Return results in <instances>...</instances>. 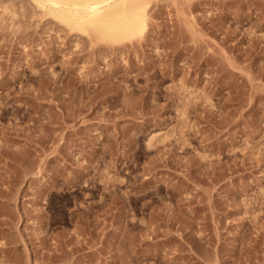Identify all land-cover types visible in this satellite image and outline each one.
Masks as SVG:
<instances>
[{
  "label": "rangeland",
  "instance_id": "obj_1",
  "mask_svg": "<svg viewBox=\"0 0 264 264\" xmlns=\"http://www.w3.org/2000/svg\"><path fill=\"white\" fill-rule=\"evenodd\" d=\"M149 2L100 51L0 0V264H264V0Z\"/></svg>",
  "mask_w": 264,
  "mask_h": 264
},
{
  "label": "bare ground",
  "instance_id": "obj_2",
  "mask_svg": "<svg viewBox=\"0 0 264 264\" xmlns=\"http://www.w3.org/2000/svg\"><path fill=\"white\" fill-rule=\"evenodd\" d=\"M29 2L49 19L65 27L69 32H75L71 34L91 37V41L99 44L100 51L104 48L100 43H110V47L116 49V44L138 38L147 30L149 0H29ZM154 136L157 137L154 134L148 139V147H151L154 144L153 140L156 141L158 138Z\"/></svg>",
  "mask_w": 264,
  "mask_h": 264
}]
</instances>
